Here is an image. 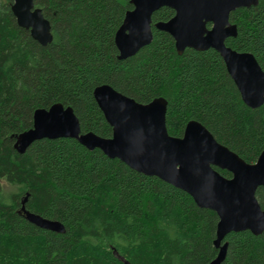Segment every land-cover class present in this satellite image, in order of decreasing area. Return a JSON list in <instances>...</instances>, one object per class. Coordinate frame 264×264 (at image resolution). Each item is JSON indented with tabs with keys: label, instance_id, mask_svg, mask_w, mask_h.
I'll return each instance as SVG.
<instances>
[{
	"label": "trees",
	"instance_id": "obj_1",
	"mask_svg": "<svg viewBox=\"0 0 264 264\" xmlns=\"http://www.w3.org/2000/svg\"><path fill=\"white\" fill-rule=\"evenodd\" d=\"M13 1L0 0V264H209L220 218L188 192L74 138L41 139L25 153L15 143L35 110L55 103L73 108L83 132L112 137L94 97L109 84L140 103L165 98L170 135L182 137L197 120L255 163L264 151V105L244 103L216 50L177 52L174 38L155 28L175 15L170 7L153 14V41L120 59L115 35L131 0H35L52 25L45 46L18 25ZM230 21L239 31L227 44L252 52L264 69V0L236 9ZM26 195L28 210L61 221L65 232L29 221L21 213ZM256 196L264 208V185ZM224 242L222 264H264V232H231Z\"/></svg>",
	"mask_w": 264,
	"mask_h": 264
},
{
	"label": "water",
	"instance_id": "obj_2",
	"mask_svg": "<svg viewBox=\"0 0 264 264\" xmlns=\"http://www.w3.org/2000/svg\"><path fill=\"white\" fill-rule=\"evenodd\" d=\"M131 3L134 8L126 12L115 35L120 59L134 56L153 41V14L162 7H170L175 15L168 21L157 22L155 28L174 38L177 52L183 54L187 48L216 50L244 103L251 108L264 105V69L252 52L239 51L227 44V39L236 37L239 31L237 24L230 21L231 13L256 6L259 0H131ZM12 12L18 25L30 30L35 40L44 46L52 42L51 22L35 0H14ZM94 97L113 127L112 137L83 132L73 108L55 103L50 108L35 110L33 126L19 135L16 150L25 153L34 142L45 138H74L90 150L99 148L138 172L157 176L188 192L198 206L216 211L220 218L215 239L219 252L209 264H222L225 260L228 242L224 240L229 233L264 232V208L256 196L257 189L264 185V151L257 162L248 163L197 120L188 122L182 137L170 135L166 123L168 102L163 97L144 104L109 84L97 86ZM216 167L228 170L232 177L222 175ZM27 200L28 195L22 201L21 213L29 221L44 229L65 232L61 221L28 210Z\"/></svg>",
	"mask_w": 264,
	"mask_h": 264
},
{
	"label": "rangeland",
	"instance_id": "obj_3",
	"mask_svg": "<svg viewBox=\"0 0 264 264\" xmlns=\"http://www.w3.org/2000/svg\"><path fill=\"white\" fill-rule=\"evenodd\" d=\"M3 184L5 185L6 189H9L11 186L9 184H7L5 181H3Z\"/></svg>",
	"mask_w": 264,
	"mask_h": 264
}]
</instances>
